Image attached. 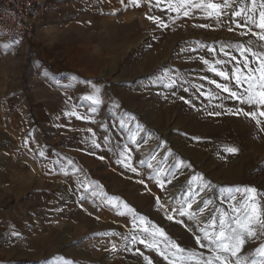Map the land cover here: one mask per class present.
<instances>
[{
  "label": "crops",
  "instance_id": "1",
  "mask_svg": "<svg viewBox=\"0 0 264 264\" xmlns=\"http://www.w3.org/2000/svg\"><path fill=\"white\" fill-rule=\"evenodd\" d=\"M154 3L54 0L34 41L0 37V259L11 250L29 256L25 264H123L126 232L141 229L124 207L139 216L129 195L136 172L125 167L136 164L128 149L103 153L93 145L92 102L84 97L99 90L101 99L112 70L143 37ZM227 11L220 24L213 19L214 31L264 52V42L240 35L246 28L228 30Z\"/></svg>",
  "mask_w": 264,
  "mask_h": 264
},
{
  "label": "rangeland",
  "instance_id": "2",
  "mask_svg": "<svg viewBox=\"0 0 264 264\" xmlns=\"http://www.w3.org/2000/svg\"><path fill=\"white\" fill-rule=\"evenodd\" d=\"M50 1L53 8L54 0ZM155 5L156 0L151 6V16L160 17L167 27H158L152 20L144 23L143 37L127 49L126 56L109 75L110 80L100 88L103 90L101 103L92 104L96 128L92 141L102 142L103 153L120 154L128 149L136 164L135 191L131 188L129 195L137 204L139 216L147 223L141 224L139 231L126 232L123 264H148L149 261L168 264L154 248L139 243L141 239H149L143 227L153 225L162 228L180 247L203 253L205 258L210 256L206 248L196 243V237L202 234L195 222L178 214L181 205L190 200L196 202L189 211H196L204 200L213 201L197 217L203 222L215 208L229 210L227 200L222 202L226 189L253 187L264 210V198H261L264 197V131L260 130L264 125L258 126L242 114L228 113L227 109L240 107L250 111L251 108L237 100L224 99L228 93L212 81L230 87H235L234 82L224 81L203 63L205 59L213 64L222 61L215 66L231 74L236 61H223L230 56L239 60L243 57L235 47L227 45L241 41L227 39L230 35L227 33H216L213 18H205L199 9L183 17L169 12L166 0L159 7ZM85 85L90 88L89 83ZM77 136L80 138L79 133ZM226 146L235 147L237 152L224 151ZM157 175L165 181L163 189L155 179L149 178ZM122 195L124 205L125 194ZM156 197L160 198L159 204ZM241 201L242 196L237 194L235 203L238 205ZM170 209L175 211L172 220L166 218ZM261 243L264 240H248L240 256L255 258V250ZM159 247L163 249L164 244ZM172 251L169 249V259L181 264L178 259L181 254L174 257ZM20 255L26 254L6 250L0 264L31 261L29 256Z\"/></svg>",
  "mask_w": 264,
  "mask_h": 264
},
{
  "label": "snow or ice",
  "instance_id": "3",
  "mask_svg": "<svg viewBox=\"0 0 264 264\" xmlns=\"http://www.w3.org/2000/svg\"><path fill=\"white\" fill-rule=\"evenodd\" d=\"M123 3V0H121ZM135 6H140V0H129ZM164 0H156V7H159ZM167 9L169 12H176L178 16L182 14L183 17H189L193 9H199L205 18L215 19L217 24H220L221 17L229 15L228 9H231V22L229 31H233L231 24H235L237 28H246L247 32H241L240 35L250 34L255 38V41L264 42V0H239L238 4L234 7V0H220V2H205V0H166ZM242 21L243 23L239 22ZM148 19L157 24L158 27H167L163 20L158 16H149ZM205 25H200L204 27ZM253 41V42H255ZM227 47H235V49L243 57L239 60L236 56H230V61H236L231 74L226 70H221L215 66L222 61L217 60L215 64L208 60H203V63L208 66L209 70L214 72L216 76L221 77L224 81L234 82L235 87H230L229 84H220L212 81L218 89L228 93L224 99H232L239 101L240 104L247 105L251 108L250 111H245L243 108L237 107L235 110L227 109L229 114L244 115L250 117L255 123L260 126L264 125V52L254 51L251 46L245 47L242 44L227 45ZM260 48H264V43L259 44ZM215 51V49H211ZM251 55V59L249 58ZM227 55V53H225ZM243 67H240V65ZM211 96V94H209ZM85 100L91 101L94 105H99L101 100L99 98V90L95 95L84 97ZM183 99V98H181ZM187 102V101H186ZM95 111V108H93ZM76 115L75 112L69 113ZM219 115L220 113H215ZM80 118V117H78ZM135 119V117H131ZM123 126V124L121 125ZM264 131V127H261ZM95 147H100L93 140ZM224 151L228 153H236L235 147H225ZM44 155L43 152L40 153ZM118 163H124L123 160H118ZM131 171L136 172V168L130 164H125ZM151 167V165H149ZM163 175V172H161ZM155 179L160 188L165 187V181L160 179V175L149 177ZM171 183V180L167 181ZM143 183V181H141ZM226 196L222 198L227 200L228 211L224 208H215L214 211H209L208 218L203 222L197 220V217L208 210L213 205L211 199L204 200L202 206L198 204L196 211H189L193 207L194 199L182 204L178 214L180 216H187L189 220H193L196 224L197 230L202 234L196 237V243L200 248H206L211 255L207 258L203 253H198L194 250H186L180 247L175 241L171 240L162 228L153 225L151 228L148 226L143 227V232L147 234L149 239H141L142 243L147 248H154L168 264H176L175 260L169 259V249L172 256H178L181 264H264V243H261L255 250L254 257H241L240 253L243 250L245 243L248 240L261 239L264 240V210L260 207V201L257 198V189L253 187L226 189ZM242 196V201L237 205L236 195ZM93 195H96L93 192ZM189 195H191L189 193ZM264 198V197H261ZM160 198L156 197V202L159 204ZM129 213H132L133 220H139L140 224L145 225L147 222L144 217L137 216L135 211L124 205ZM123 214V213H121ZM166 218L172 220L174 217L166 213ZM135 239V237H134ZM203 241V242H202ZM163 243L164 248L161 249L159 245ZM113 249L115 246L113 245ZM187 252V255H183ZM64 264H70L69 261H64ZM151 264V261L148 262Z\"/></svg>",
  "mask_w": 264,
  "mask_h": 264
},
{
  "label": "built area",
  "instance_id": "4",
  "mask_svg": "<svg viewBox=\"0 0 264 264\" xmlns=\"http://www.w3.org/2000/svg\"><path fill=\"white\" fill-rule=\"evenodd\" d=\"M50 0H0V36L32 41L36 26L51 13Z\"/></svg>",
  "mask_w": 264,
  "mask_h": 264
}]
</instances>
